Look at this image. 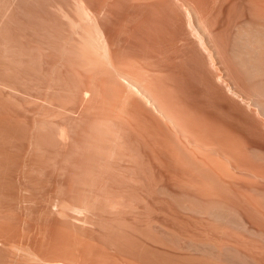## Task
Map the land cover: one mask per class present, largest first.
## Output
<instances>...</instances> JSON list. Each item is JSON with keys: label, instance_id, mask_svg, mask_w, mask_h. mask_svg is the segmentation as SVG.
Segmentation results:
<instances>
[{"label": "bare ground", "instance_id": "obj_1", "mask_svg": "<svg viewBox=\"0 0 264 264\" xmlns=\"http://www.w3.org/2000/svg\"><path fill=\"white\" fill-rule=\"evenodd\" d=\"M0 264H264V0H0Z\"/></svg>", "mask_w": 264, "mask_h": 264}]
</instances>
